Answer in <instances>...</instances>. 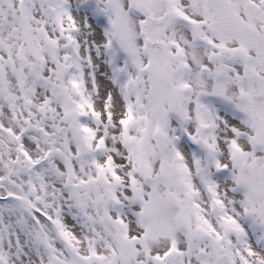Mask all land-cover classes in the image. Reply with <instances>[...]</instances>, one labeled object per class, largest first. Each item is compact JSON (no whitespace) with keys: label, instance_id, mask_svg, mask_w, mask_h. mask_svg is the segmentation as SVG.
<instances>
[{"label":"snow or ice","instance_id":"1","mask_svg":"<svg viewBox=\"0 0 264 264\" xmlns=\"http://www.w3.org/2000/svg\"><path fill=\"white\" fill-rule=\"evenodd\" d=\"M0 264H264V0H0Z\"/></svg>","mask_w":264,"mask_h":264}]
</instances>
